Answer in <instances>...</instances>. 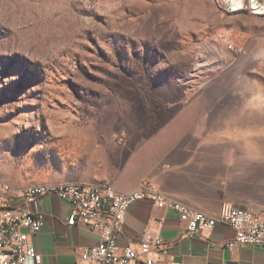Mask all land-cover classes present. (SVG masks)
Returning <instances> with one entry per match:
<instances>
[{"label":"rangeland","instance_id":"obj_1","mask_svg":"<svg viewBox=\"0 0 264 264\" xmlns=\"http://www.w3.org/2000/svg\"><path fill=\"white\" fill-rule=\"evenodd\" d=\"M232 16L216 0H0V170L68 181L167 131L215 79Z\"/></svg>","mask_w":264,"mask_h":264},{"label":"crops","instance_id":"obj_2","mask_svg":"<svg viewBox=\"0 0 264 264\" xmlns=\"http://www.w3.org/2000/svg\"><path fill=\"white\" fill-rule=\"evenodd\" d=\"M232 17L233 29L224 39L228 50L218 53L215 79L182 106L167 131L123 150L117 163L86 160L68 181L47 170L14 175L0 170V179L12 188L11 205L19 203L22 189L40 184L110 183L117 191L133 192L148 181L210 217H218L224 203L264 208V17ZM31 211L44 220L31 237L42 264H75L84 249L99 243L86 227L66 224L67 201L44 197ZM150 221L160 223L162 238L172 244L168 259L180 264H264V248L226 246L234 236L230 227L217 224L206 237H186L177 213L149 201L130 206L118 246L134 243Z\"/></svg>","mask_w":264,"mask_h":264},{"label":"built area","instance_id":"obj_3","mask_svg":"<svg viewBox=\"0 0 264 264\" xmlns=\"http://www.w3.org/2000/svg\"><path fill=\"white\" fill-rule=\"evenodd\" d=\"M216 4L229 15L264 17V0H216ZM11 191V186L0 179V264H42L31 237L42 230L44 220L31 211V206L44 197L67 201L71 212L66 224L84 226L99 237L98 245L84 249L75 264H180L168 259L172 244L162 238L160 223L150 221L134 243L118 246L128 209L141 201L177 213L186 237H206L215 225L222 224L234 232L228 248H264V208L251 204L224 203L219 216L210 217L172 199L148 181L133 192L117 191L110 183L29 186L20 191L15 206L11 205Z\"/></svg>","mask_w":264,"mask_h":264},{"label":"bare ground","instance_id":"obj_4","mask_svg":"<svg viewBox=\"0 0 264 264\" xmlns=\"http://www.w3.org/2000/svg\"><path fill=\"white\" fill-rule=\"evenodd\" d=\"M44 184H41V185H35V188H42Z\"/></svg>","mask_w":264,"mask_h":264}]
</instances>
